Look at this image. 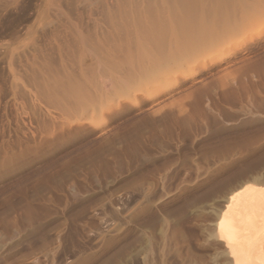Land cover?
I'll return each instance as SVG.
<instances>
[{
  "label": "rangeland",
  "instance_id": "1",
  "mask_svg": "<svg viewBox=\"0 0 264 264\" xmlns=\"http://www.w3.org/2000/svg\"><path fill=\"white\" fill-rule=\"evenodd\" d=\"M259 17L0 0V264H228L221 211L264 181V33L239 32Z\"/></svg>",
  "mask_w": 264,
  "mask_h": 264
},
{
  "label": "bare ground",
  "instance_id": "2",
  "mask_svg": "<svg viewBox=\"0 0 264 264\" xmlns=\"http://www.w3.org/2000/svg\"><path fill=\"white\" fill-rule=\"evenodd\" d=\"M244 31L259 38L264 33V17L239 32ZM249 180L233 188L216 223V236L224 244L228 264H264V181Z\"/></svg>",
  "mask_w": 264,
  "mask_h": 264
},
{
  "label": "water",
  "instance_id": "3",
  "mask_svg": "<svg viewBox=\"0 0 264 264\" xmlns=\"http://www.w3.org/2000/svg\"><path fill=\"white\" fill-rule=\"evenodd\" d=\"M219 218V217H218Z\"/></svg>",
  "mask_w": 264,
  "mask_h": 264
}]
</instances>
